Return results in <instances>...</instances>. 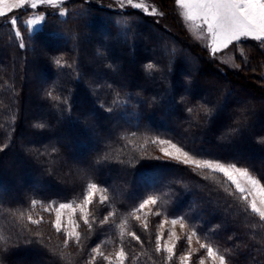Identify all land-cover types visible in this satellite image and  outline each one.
I'll return each instance as SVG.
<instances>
[{
  "label": "trees",
  "instance_id": "16d2710c",
  "mask_svg": "<svg viewBox=\"0 0 264 264\" xmlns=\"http://www.w3.org/2000/svg\"><path fill=\"white\" fill-rule=\"evenodd\" d=\"M64 7L65 16L49 13L43 26L34 33H28L19 22L23 48L10 24L0 19V50H3L0 168L7 167L0 171V264H88L91 250L110 241L123 245L129 257L125 264H169L155 251L153 239L147 235L150 229L146 232L136 227V220L129 215L148 196L158 197V217L184 218V223L195 229L202 241L226 255L229 264H264V258L257 252L264 243L263 223L239 198L230 182L219 173L197 170L164 157L149 145L155 138H167L199 158L247 168L264 182V168L254 162L264 160V130L257 135L252 111L230 112L231 131L226 139L213 137L219 131L213 128L214 124H223L225 110L236 105L234 92L226 91L215 105L209 100L200 104L194 98H182L190 80L197 84L205 75L223 81V89L228 84L238 85L237 95L247 91L264 99V85L249 83V76L240 72L223 74L214 56L206 53V57L199 58L196 46L166 30L156 16L135 9L112 10L89 0H71ZM98 28L103 29V37L111 42L114 54L132 65H137L141 43L154 52L146 66L132 77L131 84L118 86V77L123 76L124 69L116 65L98 67V74L90 76L96 55L90 32ZM159 35L168 37V41L161 40ZM39 40L51 45L45 52L46 61L40 66L31 56ZM247 42L246 63L238 60L240 70L255 71L257 81L264 83L258 70L264 59L257 54V51L264 53V45L259 41ZM160 44V50L151 51ZM161 51H165L163 57L172 60L168 66L159 58ZM188 55L194 68L181 72ZM159 69H163L161 74L166 75L168 83L158 87L164 99L151 101L135 86L142 82L145 88L144 76ZM37 71L48 77L40 89L30 79ZM235 75L239 78L235 79ZM183 76L188 83L183 81ZM215 88L214 84L210 89ZM78 100H84L86 105L79 106ZM28 102L50 108L49 114L42 117L28 114L24 111ZM187 107L194 120L185 126L179 122ZM256 108L257 116L261 112L264 115V102L256 104ZM29 121L34 124L29 125ZM205 121H208L206 126ZM248 121V126H244ZM46 122L51 126L50 131ZM39 135H44L45 140H34ZM56 135L63 140L57 142ZM25 140H30L33 148L24 155L21 143ZM14 153L25 159L23 169L15 170ZM62 156L65 161L58 165ZM74 157L79 158L77 164ZM90 165L96 167L89 170ZM67 182L74 185L69 188ZM89 182L106 190L116 220L112 224L100 223L98 209L93 207L89 217L91 229L79 219L81 240L78 244L70 241L65 247L63 236L52 227L50 213L44 212L39 204L32 210L31 201L44 205L71 201L84 192ZM29 214L34 219L42 216L43 222L29 223ZM124 220L128 221V227L121 242L118 225ZM127 231H134L143 244L132 240ZM22 257L25 260H20ZM104 263L107 264L97 258L96 264Z\"/></svg>",
  "mask_w": 264,
  "mask_h": 264
},
{
  "label": "rangeland",
  "instance_id": "374dc122",
  "mask_svg": "<svg viewBox=\"0 0 264 264\" xmlns=\"http://www.w3.org/2000/svg\"><path fill=\"white\" fill-rule=\"evenodd\" d=\"M69 1H71V0H64V3L62 5H59L55 8L52 6L46 5V4H39L35 9H33L29 5L23 9L15 10L13 13L9 14V17L7 19H10L12 15L18 16V23L21 22L28 33H34L35 31L39 30L43 26V23L45 22L47 15L49 13H57V15H59V12L61 10H63L67 14V9L64 7V4L69 2ZM89 1L92 3L98 4L100 6H104L106 8L112 9V10L128 11V10L134 9V8L129 7V6L121 7L119 0H89ZM137 2H139V0H137ZM143 2L148 4L150 8L155 7L157 9V14H155V15L148 14V15L156 16L158 21L165 26L166 30H168L171 33L173 32V34L175 36L178 35L181 38L185 39L188 45L196 46L198 48L197 51H198L199 58H203L204 56L206 57V53H207L210 57L214 56V59L221 65V67L218 69L223 74L227 75V73H229L231 71L240 72V73H242V75L246 74L249 76V78L247 79V81L249 83L256 85V86L258 85L259 87H262L260 85H264V83L257 81L256 78L258 77V73L256 75L255 71H253V70H249V71L240 70L241 66H240V64H238L239 59H241L240 61L242 62V64L246 63V57L244 54L245 53L244 49L245 48L247 49V47H248L247 41H250L253 39L242 38L241 41L234 42V44L230 45L227 49L222 48L219 52H217L215 55H213L211 52V48L208 46L210 44V38H208L206 36L203 39L200 38L199 31L194 29L191 26L190 22L185 21L183 19L182 10L179 8L178 5H176L175 0H143ZM135 10H139V11L143 12L140 9H135ZM41 15L44 16L45 19L41 20V22L39 24L34 25L33 30L29 31L27 29L26 21L30 18H34L36 16H41ZM0 19H5V18H0ZM90 33H91L92 39H93V48H94L93 51L96 53V55L92 59V61L94 62L93 64L95 65V68H93L94 71H92V73L90 74V76L92 78L98 74V72H99L98 67H106L107 68L111 65H116V68L121 69V67H122L124 69V70H122L123 76L118 77V83H119L118 86L129 85L132 83L131 82L132 77L136 74V72H138V70H140L141 68L143 69V67L146 66L145 63L148 60L149 56L152 53H154V52H150L148 48L143 46L144 43H141V51L138 55L137 65L136 64L132 65V64L128 63V60H126L122 56H119L118 54H114V52L110 48L111 42L109 41V39L103 37V29L98 28V29L91 31ZM155 34L157 35L158 33H155ZM159 37H161V40L166 39L165 36H163V35L162 36L159 35ZM21 39H22V35H21V38L18 39L19 42L21 41ZM144 41L146 42V39ZM166 41H168V37H167ZM253 41H256V40H253ZM49 47H51L50 43H46L43 40H39L37 47L35 49V52L31 54L32 59L35 60L39 66L42 65V63L44 61H46L45 52L48 51ZM161 48H162V46L160 44V45H157L155 48H152L151 51L156 52V51L160 50ZM241 49L243 50V55H241ZM86 52L87 53L90 52L89 48L87 49ZM155 54L158 56V53H155ZM163 54H165V51H161L159 58L161 59V61L167 62L166 64L168 66V64H170V62L172 60L171 59L168 60V58H166L165 55L163 57ZM250 54H252L251 50H250ZM257 54L260 56V59H264V53H260L257 51ZM2 55H3V50H0V57H2ZM163 58H165L166 61L162 60ZM188 58H190L189 55L187 56V63L184 65V67L181 68V72L184 70H190V69L194 68L193 67L194 62L193 63L190 62L189 60L191 58L189 60H188ZM247 62H248V60H247ZM237 65H239V67H237ZM162 70L159 69V70L155 71L152 75L150 74V76H146L145 72H144L145 76H144L143 82L146 83V85H147L145 87L146 90H144L145 89L144 86L141 85L142 82H140V84H137L135 86L137 88L138 92L142 93L144 91L146 93V94H143V95H145L144 97L147 99L149 98L151 101H158L160 99H164V96L162 94H160V90L158 89V87L160 88L159 84L165 86V84L168 83V79H167L166 75L161 74V73H163ZM258 70L261 71L259 73L261 75L260 79H264V62L259 63ZM39 72H40V70H39ZM39 72H38V74H34L35 77L30 76V79H33L34 81H36V84L40 89L46 83V81H47L46 78H48V77L46 74L43 75V74H40L41 72L40 73ZM147 75H148V73H147ZM234 78L236 79L239 77H236V75H235ZM182 79H183V81L188 83V80H187V78H185V76H183ZM242 80H244V79L242 78ZM102 82L104 83L102 85H105V82L103 80H102ZM214 84H215L216 88L213 91L210 88H212ZM223 86H224L223 81L220 82L214 76H211V75L206 76L205 75V76L200 78V80L198 81L197 84H194L190 80V82L188 83V85L186 87L185 93L182 94V98H185V99L189 98L190 100H192L194 98V101H199L200 104L202 103V101H205V100L208 101L209 100L208 102L211 101V103H213V105H215V101L220 99V96L222 97V94H224L226 91L231 89L230 90V91H232L231 93L234 92L233 93V95H234L233 99L236 101V105L233 106L232 108H228L225 110L226 112L223 113V115H222L223 118L221 119L223 121V124H220L218 122H216L214 124L213 128L214 129L217 128V130H219L218 134H216L218 136L213 135L214 139H217V140L226 139V135H228V133L231 131V130H229V127H228V125L230 123L229 121L231 119L230 112H233V113L236 112L238 114L241 112V110H247V109L252 111L254 124H256L255 127H258V129H256L257 135L260 134L259 132H263V130H264V117L263 116L264 115L261 112L257 116L256 113L258 111L256 108V104H258L260 102H262V104H263L264 99H262L261 97H255V96H253V94L247 93V91L245 93H242V95H239V94L237 95V91L240 92V90H239L240 88L236 84H233V85L228 84L227 86H225L224 89H223ZM104 90H105V87L101 90V92H103ZM101 92H100V94H101ZM247 98H248V100H246ZM199 102H195V104H198ZM243 102H246V103L244 104ZM78 103H79V106H85L86 105L84 100L83 101L78 100ZM202 108H203V106H202ZM189 110H191V109L188 107L186 109H184L186 114L181 118V122H179V123L184 124L185 126L190 124L194 120L191 118V116L193 114L190 115L187 113ZM24 111L27 112L28 114H35L38 117L39 116L42 117L46 113L49 114L48 112H50V108H46L42 105L41 106H36L34 104L32 105L31 103L28 102ZM224 115H225V117H224ZM49 121H50V119H49ZM250 121H248L247 123H245L243 125L247 127L248 123H250ZM231 122H232V119H231ZM217 123H218V125H217ZM28 124L32 125V124H34V122L29 121ZM203 124L206 126L208 124V121H205ZM46 125H47L46 126L47 130L50 131V127H51L50 124H48L46 122ZM174 126L176 128L177 123L174 124ZM35 138H34V140H38L39 142H42V140H45L46 137H44V135H39L38 137H35ZM55 139L57 142H61L63 140V138L57 137V135H56ZM155 139H164V140L172 141V140L167 139V138H155ZM172 142L176 143L174 141H172ZM98 144H100V142H98ZM176 144L178 146H180L178 143H176ZM21 145L23 146V148H22L23 153L22 154H24V155L27 154L28 150H31L33 148L32 142L30 140H28V141L25 140L24 142L21 143ZM149 145L154 150H156V153H160L159 152L160 145H158V144L154 145L151 142L149 143ZM183 150H185V149L183 148ZM226 151H228V150H226ZM253 152H251V153H253ZM188 153L193 155L194 158H196V159H205V158H199V157L195 156L194 154H192L191 152H188ZM24 155H22V156L25 157ZM12 158H13V161L15 162V163L13 162L15 164V166H14L15 170L23 169L26 166L25 165V159H22V157L18 153H14V155H12ZM78 159H79L78 157H74L73 162L75 164H77L79 162ZM205 160H212V161L220 162V163H223L226 165L227 164H234V163H225V162H221V161H217V160H213V159H207V158ZM64 161H65V157L62 156L59 158L57 164L60 165ZM254 162H256L257 164L258 163L261 164L264 168V160H254ZM94 165H96V164H94ZM94 165H90L89 170H93V168H95L96 166L95 167H91V166H94ZM87 166H85V167H87ZM2 167H4V166H2ZM2 167L0 168L1 172L7 168V167H5V168H2ZM237 167H240V166H237ZM72 168H75V165L70 167V169H71L70 171H72ZM240 168H244V167H240ZM249 172L255 178L260 180L262 184H264V182L256 174H254L251 171H249ZM66 185H69V188H70L74 185V182H67ZM232 187L234 188V186H232ZM99 188L101 190H104V188L101 186H99ZM104 194H106L108 197L107 193H104ZM100 195H101V192L96 193L95 198H94V203L89 206V211L91 209H93V207L98 209V212H99L98 214L100 216L99 222L101 223V221L104 220V217L107 216L109 212H112V213H114V212L111 208L109 198L105 203H101L100 202ZM82 199H83V192L81 194H79L77 197L74 196V198L71 201L69 200V201L57 202V203H55V205L58 206L60 203H70V202H75L76 204H79L82 202ZM149 208L152 209L153 213L158 212V210L156 209L157 208L156 205L146 207L139 214L141 217L140 220H136L134 218L136 220V223L134 225L136 227L138 226L141 229H143L144 231L148 232L143 227V222L145 220L144 213H148V215H147L148 228L147 229H150V233H148L147 235H148V237H150V236L152 237L153 243L155 246H156V236L159 233H163L162 240H161L162 245H163L164 241H168L169 244L172 243V241L169 239V236H168L169 231H174L176 233V235L180 237V241L177 243V246H176V255L174 256V258L171 261H168L166 259L167 255H168L166 252H160V254H162L165 257L167 262L169 264H180L179 257L184 255L189 250H191V252L193 253V256H192V260L189 262V264H199V260L206 256V252H205V250L200 249V244L197 242L198 236L192 237V242H191V245L189 246L188 241L186 239V235L190 234L193 229L190 228L186 223H185L186 226L184 229H181L178 224L175 227H173L171 225L170 221H171V219H175V218H166V217L160 218V217H158V215H154V214L150 213ZM70 214H71L70 210H64V214L62 216V221L64 222V226H65L66 230H68V231H71V225L67 224V220H68V217ZM46 215H47V213H46ZM48 216H50L52 221L55 219L54 212L50 213V215H48ZM79 217H80V212H79V210H77L75 215L73 216V219H75L78 224H79ZM256 218L259 220L258 216H256ZM115 220H116V217H115V215H113L110 218V220L108 221V223L112 224ZM162 221H166L164 223L163 228L160 227ZM262 223L264 226V222H262ZM77 231H79V228L77 229ZM60 234L65 239L63 233H60ZM199 241H200V243H205L200 238H199ZM101 244H99L101 246V250L106 255H111L113 259L115 258V252L121 246L120 242H115V241L107 242L104 245H101ZM260 248L261 249L258 250L257 252L259 255H261L264 258V243L261 244ZM98 259L101 262L107 263V261H104L102 258L98 257ZM20 260H25V258L22 257V258H20ZM205 264H211V261L208 259H205Z\"/></svg>",
  "mask_w": 264,
  "mask_h": 264
},
{
  "label": "snow or ice",
  "instance_id": "6c2138e0",
  "mask_svg": "<svg viewBox=\"0 0 264 264\" xmlns=\"http://www.w3.org/2000/svg\"><path fill=\"white\" fill-rule=\"evenodd\" d=\"M120 6H129L134 9H140L146 14H157L155 7H149L148 4L144 3L143 0H119ZM64 0H0V18H5L6 22L11 25L14 30L15 37L21 38V28L18 23V16L12 15L10 19L9 14L13 13L17 9H23L29 6L35 9L39 4H46L52 7L62 5ZM176 5L182 10V16L185 21L190 22L191 26L198 30L200 38H210L211 52L215 55L222 48L227 49L234 42L241 41L242 38H251L259 41L264 45V0H175ZM66 13L61 10L60 16H64ZM45 19L44 16H36L26 21L27 29L33 30V26L39 24L41 20ZM20 47H25L23 40L20 41ZM241 55L243 50L241 49ZM57 64L60 60L56 61ZM149 67H154L149 65ZM239 67V65H237ZM191 111V110H189ZM205 111H208L205 109ZM264 142V141H262ZM152 144L160 145L159 152L169 159L175 160L178 163L188 165L197 170H208L209 173H219L227 182H230L234 186L235 192L239 193V198L247 203V207L253 214L258 216L259 221L264 222V184L260 180L250 174L246 168L237 167L234 164H223L212 160L196 159L193 155L183 150L181 146L173 143L169 140L154 139L151 141ZM2 150V149H0ZM158 159V157H157ZM206 178H211L206 177ZM97 192H101L100 202L105 203L108 200L106 190H101L96 183L89 182L86 185L85 191L83 192L82 202L76 204L75 202L60 203L58 206L55 204L44 205L40 201H31V209L35 210L39 204L44 212L55 214V219L51 222L52 227L57 233H63L65 239L63 244L65 247L68 246L70 241H75L77 244L81 240V233L77 231L80 225L77 223L73 216L76 211L79 210V219L83 221L89 229L92 227V223L89 220L91 213L89 206L94 203V198ZM229 192V195H232ZM158 204V197L148 196L144 199L137 208H134L130 216H133L136 220H140V213L143 209L149 206H155ZM64 210H70L71 214L68 217L67 224L71 225V231L66 230L62 216ZM149 212L154 215H159L158 212H152L149 208ZM114 213L109 212L101 223H108ZM145 220L143 227L145 230L148 228L147 215L144 213ZM24 218V212L20 213V219ZM94 219V218H93ZM27 221L33 225H39L43 222V217L34 219L31 214L27 215ZM162 221L160 227H164ZM171 225L175 227L177 224L181 229L185 228L184 218L171 219ZM120 228V239L123 242L126 229L128 227V221L124 220L118 225ZM127 235L141 245L143 242L141 238L134 231H127ZM163 233H159L156 236L155 251L157 253L166 252L168 255L166 259L171 261L176 255V246L180 241V237L176 235L174 231H169L168 236L172 241L171 244L168 241H164L161 244ZM197 236V231L193 229L190 234L186 235L189 246L192 242V237ZM197 242L200 244V249L205 250L206 256L199 260V264H205V259L211 261V264H229L226 255L222 254L218 248L213 247L210 243H200L199 237ZM92 256L88 264H96L97 258H102L107 261V264H125L128 260V253L125 251L123 245L115 252V258L111 255H106L102 250L101 246L97 245L92 250ZM193 253L191 250L186 252L184 255L179 257L180 264H189L192 260Z\"/></svg>",
  "mask_w": 264,
  "mask_h": 264
}]
</instances>
